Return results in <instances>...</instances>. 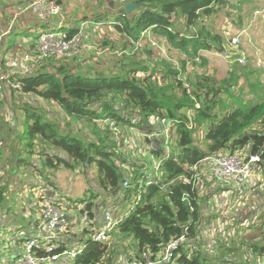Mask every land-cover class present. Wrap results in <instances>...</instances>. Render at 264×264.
Masks as SVG:
<instances>
[{"label": "trees", "instance_id": "1", "mask_svg": "<svg viewBox=\"0 0 264 264\" xmlns=\"http://www.w3.org/2000/svg\"><path fill=\"white\" fill-rule=\"evenodd\" d=\"M123 1L117 13L99 14L93 19L103 25L112 22L109 26L122 37L119 56L113 57L114 71H99L102 62L92 53L85 59L51 58L36 65L30 76L10 77L15 88L10 87L8 104L20 111L21 122L18 128L8 127L6 136L12 142L10 149L16 151L17 168H31L46 179L48 170L59 166L75 170L95 165L100 189L107 194L119 193L130 205L110 239L103 243L87 240L73 264H118L138 259L144 251L153 259L181 236L185 241L172 252L170 264H264V212H259L256 219L248 217L249 225L243 229L239 217L231 218L230 225L220 226L221 238L208 232L211 217L204 215L205 210L214 196L226 197L229 188L219 184L201 164L205 157L238 154L247 160L258 156L252 171L260 179L248 193L249 197L257 196L256 191L264 184L263 85L248 84L257 99H243L234 87L249 72L244 65L230 63L227 76L218 80L205 72H188L186 60L175 65L149 45L142 51L132 50L133 43L148 31L153 38L163 40L167 50L181 52L192 62L200 51L223 53V38L210 36L205 20L229 6L239 11L246 0ZM126 4L139 8L131 16L125 13ZM65 30L69 36L76 32L75 27ZM20 31L14 28L1 42L0 46L5 44L3 54L15 48L12 36L28 37L27 29ZM113 44L99 42L98 46L114 49ZM2 55L3 66L6 61ZM4 100L0 99V110L6 107ZM3 119L6 117L0 113ZM151 119L158 122L160 131L169 125L170 157H165V149L160 147L163 138L158 135V176L145 186L153 176L152 167L147 164L143 171L139 165L128 163L122 152L125 146L120 143L121 129L143 130ZM126 168L135 171L127 173ZM148 171L150 174L144 175ZM123 183L127 184L125 188ZM3 194L4 189H0V204ZM137 196L139 200L135 201ZM245 199L227 195L220 201L227 204ZM85 210L91 217V204ZM247 231L253 232L245 234ZM231 233L240 235L239 242ZM63 250L39 245L33 252L47 257Z\"/></svg>", "mask_w": 264, "mask_h": 264}, {"label": "crops", "instance_id": "2", "mask_svg": "<svg viewBox=\"0 0 264 264\" xmlns=\"http://www.w3.org/2000/svg\"><path fill=\"white\" fill-rule=\"evenodd\" d=\"M1 1V0H0ZM4 2L6 0H3ZM10 3L9 5L13 8L4 9L3 14L9 18V22L5 24V28L0 33L2 39L0 43L7 39L8 37V28L12 19L21 22L22 30L28 29L26 40L28 43L26 44V52L32 46L34 40H31L32 31L40 29L43 27L34 18L31 14L24 12L23 7L30 1V0H7ZM58 3L61 4L63 8V14L66 19V28L75 27L77 28L81 22H86V32L88 35V42L91 44L94 41H99L100 43H114L112 47L114 49L106 48L103 49L102 57L103 61L102 64L99 66L100 70H109L114 71L112 65L114 64L113 57H118L119 52L121 49L122 44V37L118 35L115 30L109 26L112 22H108L106 25L101 23L94 22L93 19L99 14H108V13H117L121 7L120 0H57ZM2 19V18H1ZM207 20V19H206ZM0 20V22H2ZM179 24V23H178ZM18 25V24H17ZM17 25L14 27L16 28ZM206 26V23H205ZM180 27V24L177 25ZM183 28V27H182ZM180 30V29H179ZM31 35V36H30ZM149 36L153 39L156 44L158 45L157 48H153L156 54L163 55L165 53V49L162 48L159 44H165L163 40H158L153 38V36L149 32ZM121 38V39H120ZM98 43V42H97ZM92 46V44H91ZM93 47V46H92ZM164 50V52L162 51ZM143 50V49H142ZM141 50V51H142ZM170 50V48H169ZM94 48H92L91 52L84 53L81 59L89 58L90 54H92ZM111 51V52H110ZM12 50L8 52H4L3 59H5V55L9 53L11 56ZM132 52V51H131ZM212 51H202L205 53V56L209 58V53ZM81 55V56H82ZM88 55V56H85ZM9 60V59H8ZM8 60L5 59L6 63L2 66L0 64V76L8 74ZM112 61V62H111ZM228 62V61H227ZM176 63V62H175ZM84 63H82L83 65ZM86 64H90L87 62ZM177 64V63H176ZM230 64V62L228 63ZM106 72V71H105ZM210 74V73H209ZM11 85L5 82L0 83V94H2V100L6 103V111H5V122L10 127L11 125L14 126V119L16 115L21 118V113L18 110L11 109L9 107V92H10ZM30 98V97H29ZM28 99V97H27ZM31 99V98H30ZM32 102H36L34 99H31ZM1 108V107H0ZM55 111V110H54ZM52 112L51 115H54L55 112ZM73 130V129H72ZM83 130V129H82ZM123 131L132 132V135L135 137V142H139L142 144L140 148V153L142 151H147L148 154L152 156V159H143L144 161H140L142 166L152 167L151 172L153 171V167L159 163V158L155 157V152L161 153L159 149L160 144L157 140L158 133L161 130L160 125L156 120H149L148 126L139 129L142 132H138L135 128L131 129H121ZM85 133V130L82 131ZM123 133V132H122ZM161 137V135H160ZM162 138V137H161ZM147 139V143L146 140ZM10 139L7 138L6 132H1L0 129V189H4V201L0 204V264H4L5 261L13 260L19 256L22 249V244L25 239L34 238L39 241V245L42 248L48 249L49 246H53L54 248L63 247L65 250H78L79 248L85 247V242L89 240L88 230L90 227L101 228L104 224V218L106 215H109L114 221L121 220L123 217L126 216L128 210L130 209V205L122 200V197L119 193L115 194H107L106 192L102 191L98 184V174L95 182V186L91 189L90 192H85L81 198L77 200H71L70 196L66 191H61L59 187V183L54 181V173L59 171V166L55 170H50L46 174V179L40 178L36 175L35 172L31 168H17L16 166V151L15 149H10V144L12 143L9 141ZM163 148V144L160 146ZM125 148V147H123ZM164 149V148H163ZM122 150V149H121ZM128 150V149H127ZM123 149V151H127ZM60 156L62 153H58ZM130 164V162L128 161ZM140 166V165H139ZM142 170H145V167H142ZM91 167H95L92 165ZM91 167L81 166L76 168L72 171L79 172L82 168L86 170ZM96 168V167H95ZM21 169H25L28 171V181L18 183V192L16 201H19L21 208L17 209L18 213L21 214L22 220L25 222H17L15 217L12 215L14 214L11 212L10 208H7L6 205L3 204L6 200H11L9 193L14 195L16 191L14 188L16 185L14 184L13 177L20 173ZM52 171V172H51ZM129 171V172H128ZM135 171L134 168L125 169V172L131 173ZM97 172V170H96ZM124 172V173H125ZM144 173V172H143ZM53 174V175H52ZM150 174L149 171L146 172L144 175ZM258 179H260L258 177ZM15 186V187H14ZM11 190L8 191L9 188ZM124 189V188H123ZM227 193H225V196ZM92 196L95 198L92 200ZM233 196L230 195V198ZM44 198L50 199H57L59 202L62 203L63 207L67 209V224L64 233L60 235H56L53 239H48V231L46 230L42 220L38 215V208L39 203ZM262 199V198H260ZM91 202V203H90ZM87 204H91V213L92 216L89 217L86 213L85 206ZM59 236V237H58ZM81 244V245H79ZM74 259H70L68 257L61 256L53 262L52 264H73ZM120 262L118 264H122Z\"/></svg>", "mask_w": 264, "mask_h": 264}, {"label": "rangeland", "instance_id": "3", "mask_svg": "<svg viewBox=\"0 0 264 264\" xmlns=\"http://www.w3.org/2000/svg\"><path fill=\"white\" fill-rule=\"evenodd\" d=\"M10 3L13 4V2H8L7 0L5 2L3 0L0 1V20L3 19V21L0 22V33L5 28V24L9 22L8 20L10 17H6L3 12L6 8L10 9L14 7H11L9 5ZM15 22L16 25L18 24L15 29L21 32V22L18 21V18ZM205 23L206 30L211 32L212 34L210 36L219 35L223 38L226 47L225 52L219 53L217 51H212L211 53H209V55L212 56H208L209 58H207L205 56V53L203 54L202 51H200L197 55V58L199 59L197 60V58H195L194 62H192L190 60L191 58L187 59V57H185L181 52L172 49L167 50L165 45L160 42L159 45L165 49V53H163L162 56L168 58L175 65H178L180 61L186 60V67L188 72L194 70L198 73H210L216 79L222 80L227 76L230 65H232L234 62L237 63L238 53H240L243 55L242 57L245 63L244 66L248 68L249 72H247L246 77L239 78L237 86L234 87V92L237 95H241L243 99L253 98L254 95L247 88V85L254 82H260L264 87V0H246V2L242 4V7L239 11L232 9L229 6L228 8H224L216 15L205 20ZM37 31H39V29L37 28L32 31V37L36 36ZM8 38L9 34L7 39ZM234 38L237 39V44H233L231 42ZM10 39V41L13 40V42H15L16 46L15 48L13 47L11 56H9V53L4 56L5 59L11 60L13 58H20L23 54L26 53L25 46L28 41L26 40L25 36H12ZM5 41L6 39L3 42ZM97 42L94 41L91 43L94 48L93 54L95 55L96 60L102 62L103 58L101 57L103 54V46H98L99 41ZM4 49L5 44L3 46H0V55H2ZM162 51L164 52L163 49ZM93 54H90V56ZM83 56L84 55L80 57ZM229 61H231L230 63L232 64H228ZM256 96H258V94H256ZM5 111L6 108L3 107L2 110H0V113L5 114ZM20 122L21 118L16 115V118L14 119V127L18 128ZM1 125H3L1 132H6L9 126L5 122V119H3V122L0 120V126ZM12 126L13 125H11L10 127ZM135 130H137L139 133L142 132L139 129ZM121 136L122 140L120 143L124 144L125 150L128 149L127 151L122 152L124 155H126V158L130 162V164H132L133 166L140 165L139 167L141 168L143 164H141L140 161L143 162V159H152V156L148 154L147 151L144 150L142 151V154L140 153L142 144H140L139 142H135V137L134 135H132V132L129 133L127 132V130L123 131V133H121ZM116 137L119 138V135H116ZM120 143L118 144V146L120 145ZM142 167H146V165ZM54 177V181L59 183L60 190L66 191L71 200H77L81 198V196L85 192H90L91 189L94 188V186L96 185L95 182L97 178V172L95 167H91L86 170H83L82 168L79 172H75L62 166L59 167V171L54 173ZM13 180L14 184L16 185V187L14 186V190L16 191V193H14V195H11L12 193H9L10 197H8L11 198L13 202L6 200L3 205H6L7 208L11 209V212L14 213L12 215L15 217L17 222L23 223L25 221L22 220L21 214L17 212V209H20L21 205L19 201H16V197L18 192V183L20 181H28V171L25 169H21L20 173L13 177ZM11 189L12 187L9 188L8 191ZM227 195H231V193ZM227 195L226 197H223L220 194L214 196L212 198L214 201L212 200L213 202L211 204H208L210 207L205 210L204 215L207 217L210 214L209 217H211V226L209 227L208 232L212 237H223V232L220 230L222 228L220 226L224 228L227 225H230L231 218L239 217L240 219L237 220L241 221L240 225L243 229L249 225V222H246V219L248 217H250V220L254 218L256 219V216L259 214V212H264V184L259 190L256 191V197H253V195L252 197L248 196L242 202L228 201L226 204L225 202L220 201V198L225 201ZM219 221L221 222V225L217 224ZM215 224L216 227L212 229ZM248 232L249 231H247L245 234H247ZM252 232L253 231L249 233ZM232 234L234 233H231V236ZM232 239H234L235 242H239L240 235L234 234V237ZM225 240L227 242H230V239L225 238Z\"/></svg>", "mask_w": 264, "mask_h": 264}, {"label": "built area", "instance_id": "4", "mask_svg": "<svg viewBox=\"0 0 264 264\" xmlns=\"http://www.w3.org/2000/svg\"><path fill=\"white\" fill-rule=\"evenodd\" d=\"M227 1V0H221ZM124 2L120 0V3ZM23 11L31 14L43 27H40L35 36V40L28 51L20 58H13L8 62L9 73L0 76V83L5 82L10 84V77L30 76L36 71V65L51 59L62 58L72 59L83 53L92 51V46L88 42L86 32V22H81L76 28V32L69 36L65 30L66 19L63 14V8L57 0H30L24 7ZM16 25L14 19L9 25L8 34ZM5 35V34H4ZM0 36V40L2 36ZM237 44L236 38L231 41ZM149 45L151 48H157L156 42L151 39L149 32L141 34V37L133 43V51H141L144 46ZM243 55L238 53L237 63L244 65ZM11 87L14 85L10 84ZM2 98V94H0ZM169 125L160 131L158 135L163 138V147L165 157L169 156ZM258 162V156H250L247 160L240 157L238 154L205 157L201 164L203 169L207 171L219 184L227 185L234 199H244L248 193L257 185L258 175L252 171L253 163ZM161 159L158 164L153 167V171L147 179L145 186H149L154 178L158 176V169ZM124 188L126 183L122 185ZM226 192V193H228ZM139 200V196L135 201ZM67 209L57 199L44 198L39 203L38 215L42 220L46 230L48 231V239H53L56 235L64 233L67 224ZM118 221H114L109 215L104 218V224L101 228H89V240L91 242H106L110 239V233L114 230ZM185 238L181 236L178 240L172 241L166 245L162 252L157 254L153 259H150L148 252L144 251L138 259L126 260L122 264H170L172 261V252L177 249L180 243H183ZM39 246V241L34 238L25 239L22 244L21 253L13 260L5 261L4 264H52L59 257L64 256L70 259H75L82 251L83 247L78 250H63L59 255L47 257H38L34 254L33 249Z\"/></svg>", "mask_w": 264, "mask_h": 264}, {"label": "water", "instance_id": "5", "mask_svg": "<svg viewBox=\"0 0 264 264\" xmlns=\"http://www.w3.org/2000/svg\"><path fill=\"white\" fill-rule=\"evenodd\" d=\"M137 8H139V5H137V4H126L125 5V13L132 16L133 12ZM168 157H170V156H168Z\"/></svg>", "mask_w": 264, "mask_h": 264}]
</instances>
